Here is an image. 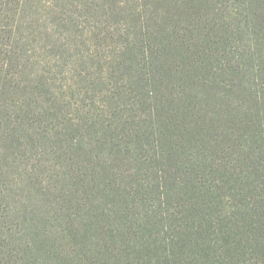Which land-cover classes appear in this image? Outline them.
I'll return each mask as SVG.
<instances>
[{"label": "trees", "instance_id": "trees-1", "mask_svg": "<svg viewBox=\"0 0 264 264\" xmlns=\"http://www.w3.org/2000/svg\"><path fill=\"white\" fill-rule=\"evenodd\" d=\"M0 264H264V0H0Z\"/></svg>", "mask_w": 264, "mask_h": 264}]
</instances>
